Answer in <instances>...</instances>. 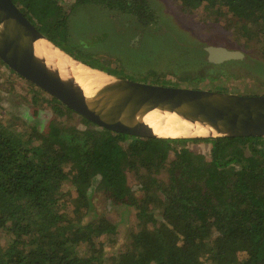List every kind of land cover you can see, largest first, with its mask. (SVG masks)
<instances>
[{"label": "trees", "instance_id": "1", "mask_svg": "<svg viewBox=\"0 0 264 264\" xmlns=\"http://www.w3.org/2000/svg\"><path fill=\"white\" fill-rule=\"evenodd\" d=\"M13 1L55 45L71 39L80 51L62 50L113 75L119 61L98 57L90 47L96 38L77 43L72 36V12L97 6L132 17L145 31L162 28L149 0H75L69 7L64 0ZM178 1L186 11L226 9L242 36L264 43V0ZM0 65L7 66L1 58ZM44 94L38 88L32 96L34 117L44 104L54 113L44 126L20 130L0 111V231L8 238L0 264H264V137H138L85 117L80 129L59 121L75 111ZM190 143L211 144L210 156ZM66 181L76 198L63 189ZM93 186L112 205L135 209L130 243L117 254L106 242L117 224L103 215L88 219Z\"/></svg>", "mask_w": 264, "mask_h": 264}, {"label": "rangeland", "instance_id": "2", "mask_svg": "<svg viewBox=\"0 0 264 264\" xmlns=\"http://www.w3.org/2000/svg\"><path fill=\"white\" fill-rule=\"evenodd\" d=\"M74 1L64 0L67 7ZM149 1L159 13L162 25L159 31H145L130 16L88 6L72 12L69 20L71 34L77 43L96 38L98 42L90 45L92 51L99 53L98 57L103 58L105 54L112 56L110 59L113 60L115 57L119 62L115 61L112 67L119 77L174 87L249 96L264 95V43L258 37L247 40L242 36L239 32V20L231 17L226 9L219 14L206 12L202 7L186 11L178 0ZM58 43L67 52L80 51L71 39H58ZM212 46L239 51L243 56L211 60L208 47ZM148 72H152L151 77L146 75ZM27 81L12 73L7 66L0 65V111L6 121L10 120L12 126L19 127L20 130L23 127L28 129L35 122L44 126L54 118V113L47 104L42 105L38 116L34 117L32 96L38 88H33ZM45 95L48 94L43 96ZM81 117L75 113L72 117H64L59 121L64 125L84 129ZM189 147L210 156L211 144L190 143ZM162 176L167 179V175ZM129 184L134 190L140 187L133 173H129ZM71 187L66 181L63 189L74 199L77 193ZM95 189L96 186H93L90 190L93 207L88 219L103 215L117 224V233L112 240L106 241L109 245L108 252L117 254L130 243V234L136 220L135 209L114 206ZM68 204L70 214L74 216V202L70 200ZM7 240L0 231V244L5 246Z\"/></svg>", "mask_w": 264, "mask_h": 264}, {"label": "water", "instance_id": "3", "mask_svg": "<svg viewBox=\"0 0 264 264\" xmlns=\"http://www.w3.org/2000/svg\"><path fill=\"white\" fill-rule=\"evenodd\" d=\"M2 22L11 27V33L8 44L0 39L1 60L17 74L100 127L138 137L186 138L157 134L147 117L153 116L156 120L159 119L161 125H165L169 116L190 113L227 121L234 130L223 135L192 137H264V95L249 96L144 83L93 68L55 45L25 16L13 0H0V23ZM41 39L50 42L54 48H59L82 65L128 84V90L124 88L121 96L107 87L92 94L85 92L73 78H65L45 56L37 54L35 44ZM4 46L8 47L5 51ZM208 51L211 60L243 56L239 51L222 47H208Z\"/></svg>", "mask_w": 264, "mask_h": 264}, {"label": "bare ground", "instance_id": "4", "mask_svg": "<svg viewBox=\"0 0 264 264\" xmlns=\"http://www.w3.org/2000/svg\"><path fill=\"white\" fill-rule=\"evenodd\" d=\"M10 33L11 27L6 22L0 23V39L3 40V43L8 44ZM35 45L37 54L45 56L49 63L54 64L65 78H73L89 94L107 87L112 88L121 96L123 89H127L128 84L82 65L59 48H54L46 40H38ZM7 48L4 46L3 50L5 51ZM158 120L153 116L147 117V121L154 131L161 136L192 137L223 135L234 132L229 122L203 114L172 115L167 118L165 125H161Z\"/></svg>", "mask_w": 264, "mask_h": 264}]
</instances>
